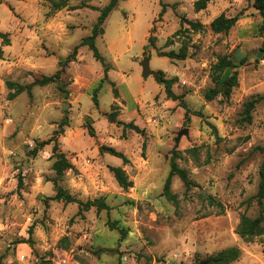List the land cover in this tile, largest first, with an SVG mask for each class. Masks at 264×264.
<instances>
[{"label": "rangeland", "instance_id": "rangeland-1", "mask_svg": "<svg viewBox=\"0 0 264 264\" xmlns=\"http://www.w3.org/2000/svg\"><path fill=\"white\" fill-rule=\"evenodd\" d=\"M197 1L119 0L96 40L106 66L81 47L57 82L10 100L8 81L26 86L55 75L111 0H0V264H53L60 256L79 264H145L150 257L152 264H212L210 257L232 247L241 250L235 264H264V231L251 239L237 234L243 216L260 214L253 197L264 161V100L249 121L244 110L264 95L262 19L251 0H211L200 12ZM221 14L239 18L228 34L211 30ZM182 50L184 60L160 57ZM145 57L161 74L158 88L154 77L141 87ZM224 57L238 68L217 71ZM234 71L238 86L226 95L222 79ZM162 79L174 80L188 119ZM213 88L222 93L208 101ZM64 118L56 141L74 169L57 178L55 141L36 157L28 153L62 129ZM174 160L193 181L187 188L172 178L176 203L165 194ZM111 166L122 167L133 187L121 188ZM57 187L84 203L102 198L110 210L81 214L78 204L51 200Z\"/></svg>", "mask_w": 264, "mask_h": 264}, {"label": "trees", "instance_id": "trees-1", "mask_svg": "<svg viewBox=\"0 0 264 264\" xmlns=\"http://www.w3.org/2000/svg\"><path fill=\"white\" fill-rule=\"evenodd\" d=\"M210 1L211 0H198L195 3L196 12H200L206 9ZM251 1H253V7L258 11V13L260 14L262 18L259 31L261 35L264 36V0H251ZM118 3H119V0H111V2L102 9L101 14L98 17V21L92 30V34L84 38L82 42L80 43V45L77 46L66 59L60 61L61 69L55 75L44 76L41 79H35L33 83L26 85V86L21 85L19 83L8 81L7 87L11 91H13L9 95L10 100L15 99L16 97H18L20 94L24 92H27L31 96L32 89L34 86H37V85L46 86V85L57 82V80L61 78V75L63 74L65 67L69 63L76 61L78 50L81 47H84V46L88 47L89 50L93 53L94 58L97 61H100L103 66H106L103 56L100 54L99 49L97 48L96 40L98 39L100 35L105 34L103 26L106 20L108 19V17L111 15V13L116 9ZM61 7L62 5H58V9ZM164 13H165V6H163L160 15L162 16L164 15ZM238 20L239 18L237 16L228 17L225 14H221L211 23V30L216 34H222V33L228 34L231 31V29L236 25ZM189 24L196 29L202 28V24L200 23H194L192 21H189ZM0 37H2L4 40L6 39L5 34L0 33ZM160 57H168L172 59L184 60L187 57V53L185 50H182L180 53H174V52L161 53ZM0 59H2L1 55H0ZM246 62H247L246 58H243L241 60V65H244ZM236 68H238V65L233 63V61L229 59L228 57L222 58L219 61V63L216 65L217 71H220V72H224V71L226 72V71L233 70ZM162 82L165 86V92H166L167 97L172 99L173 101H180V106L186 109V118L188 119L189 114H190L188 107L182 101V97L176 95L173 91L174 80L162 79ZM222 82H224V85L227 86L225 94L230 95L232 93V89L238 86V71H234L233 74H230V75L229 73L226 74L225 77L222 79ZM98 89L100 88H97V90ZM221 93L222 91L218 88L210 89L206 94V99L208 101H212ZM93 98H94V102L97 105L98 99L96 98L95 95ZM262 100H264V95L256 97L246 104L245 110H244V113L246 116L245 120L249 121L251 119V112L255 109L256 104ZM108 117L111 122L115 121L114 113L110 114ZM67 123H68L67 119L64 118L62 122L60 123V126L62 129H60L59 131H56L55 135L49 140L38 143V145L34 149L29 151L28 153L29 156L36 157L41 150H43L46 146H48L49 144L55 141L54 146H53V157L55 158V161L53 163L52 169L55 171L57 178L62 177L66 173V171L74 169L73 164L69 161L65 153L60 151L59 144L56 141V136L63 132V128L65 125H67ZM126 126L132 129H135L137 131L140 130L139 127L137 125H134L133 123L127 124ZM262 150L264 151V149ZM108 151L111 154L122 158L125 164L129 163V159L123 153L118 152L113 148H109ZM175 157L179 158L177 154L175 155ZM109 169L111 173H113L118 185L121 188H123L124 190H128L133 187L132 181L129 180L126 171L122 167H112L111 166L109 167ZM259 174H260L259 189H258L256 196L253 198L256 199L258 202V205L260 208V214L255 219H250V218H247L246 216H243L241 218V222L237 229V234L243 239L254 238L256 236L261 235L264 231V161L261 165ZM174 176L180 177L181 180L187 186V188H190L193 185V181L189 179L188 173L186 172V170L180 168L174 160L171 164V171H170V174L165 184V194L171 201L176 203V196L171 192L172 178ZM22 184H23L22 181H20L19 187L22 186ZM51 200L64 201L67 204H70V203L78 204L80 208L79 213L81 214L82 212H87L91 210V208L93 207H96L98 211H102V210L109 211L110 210V207L105 203V201L102 198L96 199L93 201L89 200L86 203H84L83 201L72 196L71 194H69L68 192H66L65 190L59 187H57V193L55 197H53ZM112 227L113 229H116L115 225H113ZM32 233H33V227L30 229V234ZM21 243L32 244L33 241L32 239H29L28 241H21ZM240 257H241V250L238 247H232V248L223 250L213 255L212 257H210V261L212 262V264H232L236 262L237 260H239ZM153 261L154 259L150 257L147 259L145 264H152ZM47 264H51V262H48Z\"/></svg>", "mask_w": 264, "mask_h": 264}, {"label": "water", "instance_id": "water-1", "mask_svg": "<svg viewBox=\"0 0 264 264\" xmlns=\"http://www.w3.org/2000/svg\"><path fill=\"white\" fill-rule=\"evenodd\" d=\"M263 55V51H261L259 54H258V57H262ZM142 76L143 78L147 79L149 77H154V79L160 83L161 81V74L157 71H154L152 68H151V59L150 57H145L143 62H142ZM183 135H188V131L187 129H184L182 131H180V133L178 134V137L176 138V143L178 144L180 142V139ZM201 264H206L205 262H202Z\"/></svg>", "mask_w": 264, "mask_h": 264}, {"label": "crops", "instance_id": "crops-1", "mask_svg": "<svg viewBox=\"0 0 264 264\" xmlns=\"http://www.w3.org/2000/svg\"><path fill=\"white\" fill-rule=\"evenodd\" d=\"M262 19V18H261ZM140 68H141V66H140ZM116 70H117V72H118V74H122L123 75V77L124 76H126V73L127 72H125V71H123V70H121V68H118V66L116 65V68H115ZM111 71H112V69L111 70H109L108 72H107V75L109 76V74L111 73ZM141 73V72H140ZM110 77V76H109ZM152 77V76H151ZM151 77H149V78H147V79H150ZM139 81L141 82V84H142V89L144 90L145 89V83H142L143 82V80H147V79H145V78H143V76H142V74H139ZM154 79V78H153ZM110 80V79H109ZM124 80H125V78H124ZM110 83H114V82H112L111 80L109 81ZM125 82H126V80H125ZM154 85H153V87L154 88H158V87H160L157 83H156V81H155V79H154ZM127 88H128V92L131 94L132 93V91H131V89H130V86L129 85H127ZM152 96H153V93H152ZM151 96V97H152ZM142 99H144V98H142ZM145 99H148V97L147 98H145ZM116 167V166H115ZM236 262H238V261H236ZM234 264H235V262H234Z\"/></svg>", "mask_w": 264, "mask_h": 264}, {"label": "built area", "instance_id": "built-area-1", "mask_svg": "<svg viewBox=\"0 0 264 264\" xmlns=\"http://www.w3.org/2000/svg\"><path fill=\"white\" fill-rule=\"evenodd\" d=\"M53 264H79L76 261L68 260L67 258H65L64 256H60L58 257V260L55 261Z\"/></svg>", "mask_w": 264, "mask_h": 264}]
</instances>
